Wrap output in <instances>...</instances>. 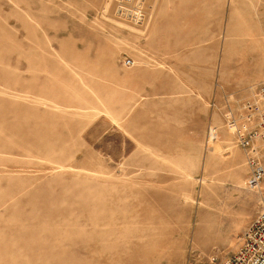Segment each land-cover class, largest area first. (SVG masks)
<instances>
[{"label":"rangeland","instance_id":"obj_1","mask_svg":"<svg viewBox=\"0 0 264 264\" xmlns=\"http://www.w3.org/2000/svg\"><path fill=\"white\" fill-rule=\"evenodd\" d=\"M261 85L264 0H0V264L225 259Z\"/></svg>","mask_w":264,"mask_h":264},{"label":"built area","instance_id":"obj_2","mask_svg":"<svg viewBox=\"0 0 264 264\" xmlns=\"http://www.w3.org/2000/svg\"><path fill=\"white\" fill-rule=\"evenodd\" d=\"M131 63L126 59L124 64ZM250 94L238 103V115L227 121L245 153L247 185L261 193V206L244 228L237 249L221 261L211 253L208 264H264V85L251 88Z\"/></svg>","mask_w":264,"mask_h":264}]
</instances>
